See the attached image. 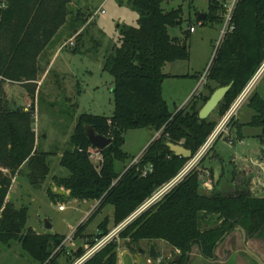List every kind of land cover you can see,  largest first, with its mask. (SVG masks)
<instances>
[{"label":"trees","instance_id":"16d2710c","mask_svg":"<svg viewBox=\"0 0 264 264\" xmlns=\"http://www.w3.org/2000/svg\"><path fill=\"white\" fill-rule=\"evenodd\" d=\"M176 0H133L139 18L136 27H121L117 46L106 57L104 70L114 77L115 110L111 117L84 114L71 136V148L61 155L59 166L68 176H53L52 181L71 192L78 201L101 202L95 215L107 206L114 208V224L119 227L139 208L174 179L191 161L176 156L168 143L192 151L193 158L214 132L217 123L201 120V105H205L217 90L211 88L202 104L191 102L176 115L170 112L163 97V84L170 75L164 72L168 64L189 60L186 42L173 37L170 29L181 27L184 12L181 7L166 11L164 3ZM209 19L225 21L226 6L232 0H207ZM74 0H0V245L19 242L36 264H44L51 252L65 237L38 234L27 225V208L17 209L7 197L13 180L20 176L39 189L52 174L50 158L54 152H43L37 145L34 118L31 112L12 109L5 102V82L27 83L34 96L41 69L39 60L57 32L73 14ZM91 17L82 9L69 27L76 34ZM232 30L225 35L216 52L208 80L232 84L226 98L218 106L223 117L251 82L264 63V0H238L230 22ZM80 37V36H79ZM78 48H73L77 53ZM249 107L255 116L249 123L261 129L264 142V99L258 93L250 97ZM34 111V106L32 107ZM91 126L98 135L112 139L104 151L94 148L85 131ZM137 128L159 132L144 152L139 166L152 165L153 173L141 177L136 168L116 172V164L128 158L123 151L124 133ZM241 134V127L239 128ZM93 152H100L103 161L94 166ZM199 172L194 170L159 202L130 222L111 242L84 264H118L119 239L128 249L141 242H165L179 251L187 264L194 246H199L207 259L214 258L218 242L237 226L249 236L264 239V198H255L249 191L235 195H205ZM121 178V179H120ZM119 180V181H117ZM117 181V182H116ZM116 182V183H115ZM50 199L58 196L47 189ZM110 219L99 225L96 240L107 237ZM85 228H81V233ZM95 241L88 243L94 247ZM85 250L80 249L77 257Z\"/></svg>","mask_w":264,"mask_h":264},{"label":"rangeland","instance_id":"374dc122","mask_svg":"<svg viewBox=\"0 0 264 264\" xmlns=\"http://www.w3.org/2000/svg\"><path fill=\"white\" fill-rule=\"evenodd\" d=\"M132 1L74 0L69 7L73 10V14L67 18L66 24L57 32L52 43L40 56L41 74L38 81L33 83V86H36L34 96L29 93L27 86L31 85L29 82H5L6 95L3 98L7 105L12 109L34 113V131L38 147L43 152L55 153L50 158L52 174L41 188H33L18 176L13 180L6 200L17 209L27 208V225L24 234L31 228L38 234L65 237L44 264H79L82 259L87 261L105 246L103 240L111 242L115 237L118 238L120 232L128 225L127 221L130 218L119 227L115 226L112 206H107L95 215L101 204L99 200L78 201L72 198L69 190L57 186L52 179L53 176H68V172L59 166V157L65 150L71 148V136L79 118L84 114L111 117L114 113L115 79L104 70V64L106 57L119 43L120 28L136 27L138 24L139 15ZM208 6L207 0H176L163 5L166 11L182 8L184 22L181 27L170 29V34L186 42L190 55L188 61L168 64L164 69L170 77L163 84V97L173 115L185 109L191 102L202 104L203 98L210 94L209 89L220 88L217 83L208 80V73L214 62L225 21L220 24L209 19L205 25L200 24L198 14H208ZM79 9L91 18L86 26L74 34L69 27ZM191 27L195 28V32L190 33ZM72 41L74 46H66ZM63 46L65 47L62 48ZM75 47L78 48L77 53L73 52ZM204 76L207 78L203 80ZM253 93H258L264 99V75L253 89ZM249 101L250 98L228 122L224 121L225 116L218 115L219 107L208 118L217 123L214 132L217 131L219 136L212 145L210 144V148L202 153L199 165L195 169L214 186V189L202 187L200 190L202 194L228 196L235 191V185L237 188L243 187V181L248 178L249 188H255L254 186L258 187V177L263 188L264 155L260 156L264 151V144L260 142L262 131L258 127L249 125L255 116V112L249 107ZM240 127L242 135L239 134ZM158 135L159 132L150 128L126 131L122 149L128 158L116 164V172L123 175ZM244 158L253 159L255 165L243 161ZM234 159L240 166L236 170L235 179H233L235 167L231 163ZM257 161L263 168L258 167ZM92 163L96 167L99 166L97 161ZM242 168L246 171H242ZM49 187L58 196L57 202L52 201L48 196ZM157 195L148 201L149 207L164 197L162 195L154 199ZM254 195L258 196V188L255 189ZM60 207L64 209L61 210ZM107 218L110 219L111 232L104 239L96 240L100 234L99 225ZM46 221L52 225V230L46 229ZM82 227L85 229L79 233ZM92 241L96 242L97 247L95 245L94 247L97 249L88 245ZM118 243V264L119 257L123 262L122 254L125 251L131 253L134 264H150V247L147 242L134 245L131 249H128L124 240L119 239ZM156 247L160 256L171 252V247L165 242H157ZM80 249L85 250V253L79 258L77 252ZM154 262L151 264H157ZM0 264L36 263L24 252L19 242H13L9 247L0 245ZM125 264H128L127 260Z\"/></svg>","mask_w":264,"mask_h":264},{"label":"water","instance_id":"95a60500","mask_svg":"<svg viewBox=\"0 0 264 264\" xmlns=\"http://www.w3.org/2000/svg\"><path fill=\"white\" fill-rule=\"evenodd\" d=\"M198 19L201 21H205L207 19V14L200 13L198 14ZM221 87L217 89L208 102L203 106V108L200 110L199 118L201 120H207L210 115L218 108V106L223 102V100L228 95L229 91L232 88V84H228L227 82H221ZM86 135L91 143V145L94 148H97L99 151H104L106 148H108L112 144V139L107 138L105 136L98 135L95 130L91 126L85 127ZM169 148L171 151L178 157H182L185 159L191 160L193 158L192 151L184 148L181 145H175L172 143H168ZM46 229L52 230V225L46 221ZM234 233H239L242 236V242L241 246L242 249L247 252V254L252 257L254 260L258 262V264H264V239L261 238H254L251 240H247V235L244 229L237 228L233 233H231L229 236H225L224 239H222L220 242H218L217 247L215 249L214 255L215 258L211 260L221 259V253L220 251L224 248V245L227 243L229 244V238H232ZM262 242V243H260ZM230 247L228 248L231 253L234 252V246L230 242ZM143 252V251H142ZM192 254V252H191ZM190 254V258H191ZM202 254V253H201ZM123 262L122 264H125V261H128V264H134V258L132 257L131 253L129 251H125L123 254ZM150 259L157 260L159 258L158 250L155 245V243L150 244V253H149ZM228 256H224L223 259H225ZM189 258V261H190ZM188 261V263H189ZM226 261V260H225ZM222 262L223 264H226V262ZM187 263V264H188ZM160 264H165L164 261L160 262Z\"/></svg>","mask_w":264,"mask_h":264},{"label":"built area","instance_id":"2783aa9c","mask_svg":"<svg viewBox=\"0 0 264 264\" xmlns=\"http://www.w3.org/2000/svg\"><path fill=\"white\" fill-rule=\"evenodd\" d=\"M238 0H232L227 6V12L225 14V27L222 31V36H221V40L218 43L217 46V50L219 49L225 35L228 33L229 30H232L231 26H230V22L232 19V15L235 9V6L237 4ZM102 14H104V12H102ZM190 32L193 33L195 32V28H191ZM74 46L73 41L70 42L69 44H67L66 46ZM65 46H63L62 48H64ZM216 50V52H217ZM216 55V53H215ZM215 58V56H214ZM209 75V73H208ZM264 75V63L263 65L260 67V69L258 70V72L256 73V75L253 77V79L251 80V82L248 84V86L244 89V91L240 94V96L237 98V100L235 101L234 105L232 106L231 110L226 113L225 115V122H228L232 117H234L238 110L244 105V103L247 101L248 97L250 96V94L252 93L253 89L255 88V86L257 85V83L259 82V80L263 77ZM1 78V77H0ZM207 76L203 77V80L206 79ZM219 135L217 134V131L214 132V134H212V136L208 139L206 145L204 146L203 150L199 153V155H197L190 163H188L183 170L177 175L176 178H174L170 183H168L165 187H163L156 195V198L162 196V195H166L167 193H169L175 186H177L180 182H182L191 172H193L196 167L199 165L202 153L206 150H208L210 148V146L212 145V143L217 139ZM159 137V135H158ZM211 144V145H210ZM144 154V153H143ZM143 154L137 158L136 160H134V162L132 163V165L126 170V172L130 169L136 168V173L139 174L141 177H147L149 174L153 173V166H146V167H140L139 163L140 160L143 156ZM90 160L92 162L97 161L99 164L103 161V156L100 152H93L90 155ZM200 173V172H199ZM121 179V178H120ZM199 180L201 182V184L203 186H208L211 181H206L205 180V176L203 174H199ZM119 181V180H117ZM116 181V182H117ZM115 182V183H116ZM155 196V195H154ZM150 202L145 203L136 213H134V215H132L130 217V219H128L127 224H129L130 222H132L134 219H136L140 214H142L145 210H147L149 208L148 204ZM151 207V206H150ZM61 210L64 209V207H60ZM103 243H105V245H107L109 243L106 242L105 240L102 241ZM99 245V244H98ZM96 246V245H95ZM97 247V246H96ZM100 247V246H99ZM95 248V247H93ZM97 249V248H95ZM94 249V250H95ZM92 250V249H91ZM93 251V250H92ZM86 261H84V259H82L79 264H84Z\"/></svg>","mask_w":264,"mask_h":264},{"label":"crops","instance_id":"0c3cea01","mask_svg":"<svg viewBox=\"0 0 264 264\" xmlns=\"http://www.w3.org/2000/svg\"><path fill=\"white\" fill-rule=\"evenodd\" d=\"M171 76H174V75H171ZM60 158H61V156L59 157V161H60ZM228 240H229V244L227 243L226 245H224V248L220 251V253H221V259L220 260L216 259L214 261V260L205 258L201 254L200 248L198 246H195L192 249L191 258H190V261L188 264H223L222 262H224L225 260H226L225 261L226 264H258V262L256 260H254L252 257H250L247 254V252H245L242 249V246H241L242 236L239 233H234L232 238H229ZM230 242L234 246V252L233 253H231V251L228 250V248L231 245ZM156 243H155V245H156ZM171 250H172V252L174 251L172 248H171ZM224 256H228V257L223 259ZM119 264H122V262L120 261V257H119Z\"/></svg>","mask_w":264,"mask_h":264},{"label":"flooded vegetation","instance_id":"af4514ba","mask_svg":"<svg viewBox=\"0 0 264 264\" xmlns=\"http://www.w3.org/2000/svg\"><path fill=\"white\" fill-rule=\"evenodd\" d=\"M252 96V93L250 94V96L248 97V99L250 98ZM247 99V100H248ZM260 142L262 143V144H264V142H262V140L260 139ZM231 143H233V142H231ZM234 144V143H233ZM264 155V151H263V154L262 155H260V156H263ZM243 161H246V162H250L252 165H255V162H254V160L253 159H248V158H244L243 159ZM258 162V161H257ZM231 163H233L234 164V167H235V170H234V177H233V179H235V173H236V170L238 169V168H240V166L238 165V164H236L235 163V159L231 162ZM237 165V166H236ZM258 167L259 168H263L262 167V165L258 162ZM241 170V169H240ZM260 169H258V171H259ZM242 171H246L244 168H242ZM244 183H243V187H241V188H237V185H235L234 186V188H235V191L233 192V193H231L230 195H235L237 192H239V191H242V190H247V191H249V193L253 196V197H255V198H260V199H262V198H264V197H262V194H263V192H264V185H263V188H262V185H261V181H260V179H259V177H258V187L257 186H254L255 188H249V178L248 179H245V181H243ZM234 183V182H233ZM255 182H253V184H254ZM202 187H204L205 189H214V186H213V183L211 182L208 186H203L202 185ZM258 188V196H256V195H254V192H255V189H257ZM229 196V195H228ZM237 228H242L241 226H237V227H235L233 230L235 231ZM242 229H244V228H242ZM245 230V229H244ZM234 231H232V232H229V233H226L225 235H224V237L226 236H229L231 233H233ZM245 232H246V230H245ZM246 235H247V240L249 241V240H251V239H254V238H258V234H256V235H254V236H249L248 234H247V232H246ZM224 237L222 238V239H224ZM221 239V240H222ZM220 240V241H221ZM219 241V242H220ZM149 244V247H150V243H148ZM197 246V245H196ZM195 247V246H194ZM199 247V246H198ZM193 249V248H192ZM192 252V251H191ZM174 253V254H173ZM158 254H159V258L157 259V260H152V259H150L149 260V263L151 264L152 262H156L157 264H160V262H162V261H164L165 262V264H179V262L181 261V258H180V256H179V254H180V252L179 251H173L172 252V250H171V252L169 253V254H167V255H161L160 256V253L158 252ZM191 254V253H190ZM214 258H215V255H214Z\"/></svg>","mask_w":264,"mask_h":264}]
</instances>
